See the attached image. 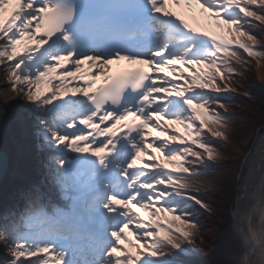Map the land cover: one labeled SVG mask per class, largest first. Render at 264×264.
<instances>
[{
  "label": "snow or ice",
  "instance_id": "obj_1",
  "mask_svg": "<svg viewBox=\"0 0 264 264\" xmlns=\"http://www.w3.org/2000/svg\"><path fill=\"white\" fill-rule=\"evenodd\" d=\"M260 32L264 0H0L2 90L46 155L0 215L2 264H198L197 212L227 183L214 142ZM240 165L239 251L213 264H264L246 212L264 145Z\"/></svg>",
  "mask_w": 264,
  "mask_h": 264
},
{
  "label": "trees",
  "instance_id": "obj_2",
  "mask_svg": "<svg viewBox=\"0 0 264 264\" xmlns=\"http://www.w3.org/2000/svg\"><path fill=\"white\" fill-rule=\"evenodd\" d=\"M259 35L264 39V32H260ZM237 91L243 94L247 93V95L245 99H234L227 102V106L230 109L229 115L234 118L228 142L232 144L248 136L253 139L256 130L264 126V63H262L260 68H257L253 62L245 76L240 78V86ZM16 128L17 125H15V130ZM4 142L2 133H0L1 145L4 146ZM214 143H217L222 153H225L224 149L227 148L228 143ZM229 152L227 149V153ZM224 158L228 157L225 156ZM39 159L44 164L46 155L43 153ZM23 164L24 170L28 169L33 173L40 171L38 167H33L30 161H23ZM220 165V162L215 165L218 175L220 177L229 176L227 174L222 175L221 170L218 168ZM231 169L236 172L238 164L233 163ZM235 187V177H231L227 183L221 181L215 190L214 196L210 198V202L214 205L213 211L211 213L203 210L197 212L196 222L200 227V237L197 238L192 247L198 251V256L196 257L198 264H213L214 261L220 258H227L239 251V242L232 231L230 216ZM21 188L23 187L16 182L9 179L4 180L0 188V215L12 205L16 193ZM222 228H224V231H221ZM204 244L207 245V248H215L214 253L212 252L210 255L209 261L202 259ZM5 255L3 245L0 243V264H2Z\"/></svg>",
  "mask_w": 264,
  "mask_h": 264
},
{
  "label": "rangeland",
  "instance_id": "obj_3",
  "mask_svg": "<svg viewBox=\"0 0 264 264\" xmlns=\"http://www.w3.org/2000/svg\"><path fill=\"white\" fill-rule=\"evenodd\" d=\"M0 76L3 79L2 73H0ZM20 103L23 104V101L20 100ZM0 105H2L1 106L2 110H5L7 108L6 105L3 104L2 99H0ZM19 118L20 117H15L12 120V122L10 121L11 123H9L8 126H5V124L2 122L3 121L2 117L0 116V133L4 131V135L3 134L2 135L5 138L6 153L9 157V171L7 175H9L10 171L14 170L16 174L24 176L21 173H19L21 167L23 166V164L21 166L22 161L23 160L31 161L32 159L34 161L42 156V154L41 156L39 155L42 152L40 151L38 147V141L34 135L31 122L28 120H25L24 118L23 119L20 118L21 121L19 122ZM15 122L19 123L20 126H18V131L14 135H10L11 126ZM24 127H25V130H24ZM249 138L250 137L248 136V137L241 138L239 142H235L233 144L228 143L227 148L224 149L225 153H223L222 159L220 161L221 165L218 166V168L221 170L222 175H225V174L229 175L227 176V182L230 181L231 177H235L236 185H237V177H238L237 174L239 173L240 168H241L240 161L243 159L245 151L249 149L254 139V137L253 139L252 138L249 139ZM247 140H250V141H247ZM227 149L228 151H230L229 153H227ZM225 156L228 158H224ZM233 163L238 164V170L236 172H234L233 169H231ZM31 164H34V162L31 161ZM23 174L27 176L29 175V174H26V172H24ZM29 178L27 177V179L29 180L24 183L26 184L36 183V182H39L42 177L41 175H39V176H36L34 179H31V177ZM235 190H236V187L234 189V192ZM221 231H224V228H222ZM204 246L205 248L203 249L204 253H203L202 259H204L205 261H209L210 255L215 250V248L214 247L207 248V245L205 244Z\"/></svg>",
  "mask_w": 264,
  "mask_h": 264
},
{
  "label": "bare ground",
  "instance_id": "obj_4",
  "mask_svg": "<svg viewBox=\"0 0 264 264\" xmlns=\"http://www.w3.org/2000/svg\"><path fill=\"white\" fill-rule=\"evenodd\" d=\"M4 87H5L4 80L0 76V99H2L3 104H5L7 107L5 110H2L1 108L2 105H0V116L2 117L3 120L2 122L5 124V126H8V124L12 122L15 116L23 119L22 115L19 112V106L22 104L20 103L19 98L12 97L11 95H8L6 97L4 91L2 90ZM257 145L258 146L264 145V135L259 137ZM13 173H15L14 170H12V174ZM259 175L260 173L258 172L257 176ZM247 183L248 181L246 180V184ZM258 190L259 189H257L254 194L256 197L251 198L248 206L246 207V212L254 210L252 215V224L255 230L257 231V233L262 234L264 232V191L259 190L258 192ZM257 201H259V203H257ZM245 228H247V221H245ZM232 231L234 232V229ZM259 259L260 258L257 257L258 262Z\"/></svg>",
  "mask_w": 264,
  "mask_h": 264
},
{
  "label": "water",
  "instance_id": "obj_5",
  "mask_svg": "<svg viewBox=\"0 0 264 264\" xmlns=\"http://www.w3.org/2000/svg\"><path fill=\"white\" fill-rule=\"evenodd\" d=\"M260 133V135L258 136L257 134ZM264 135V127L263 128H260L256 135H255V138H254V142L257 144L258 142V139L260 136ZM8 171H9V157L6 153V151L2 148L1 144H0V187L3 183V181L5 180V178L7 177V174H8ZM9 178H16L14 173L12 174V172L10 171L9 175H8ZM18 178V177H17ZM19 180L23 179L22 177L21 178H18ZM246 183V181H245ZM239 191V180H238V177H237V185H236V190H235V199H234V202L236 200V197H237V192ZM259 192V190H258ZM253 197H256L255 195L252 196ZM231 218H232V214H231ZM264 234V232L262 233Z\"/></svg>",
  "mask_w": 264,
  "mask_h": 264
}]
</instances>
